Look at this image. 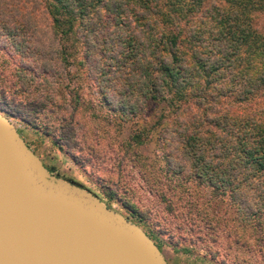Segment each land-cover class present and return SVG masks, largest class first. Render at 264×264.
<instances>
[{"label": "rangeland", "instance_id": "1", "mask_svg": "<svg viewBox=\"0 0 264 264\" xmlns=\"http://www.w3.org/2000/svg\"><path fill=\"white\" fill-rule=\"evenodd\" d=\"M253 23L264 29V17ZM83 28L64 38V65L49 17L25 0H0V114L51 176L96 192L109 186L112 198L122 199L113 209L122 213L119 204L126 200L141 211L168 264H264V224L258 229L229 193L220 197L189 174L187 182L184 173L169 174L167 157L185 164L183 145L174 140L185 117L148 104L126 118L105 102L103 86L114 104L120 100L109 89L119 87L107 51L116 30ZM8 29L22 35L8 37ZM84 40L92 61L83 68ZM18 42L20 50L12 47ZM135 136L145 142L130 144Z\"/></svg>", "mask_w": 264, "mask_h": 264}, {"label": "trees", "instance_id": "2", "mask_svg": "<svg viewBox=\"0 0 264 264\" xmlns=\"http://www.w3.org/2000/svg\"><path fill=\"white\" fill-rule=\"evenodd\" d=\"M25 1L49 17L64 65L65 37L73 32L78 36L81 27L115 28V38H107V51L119 87L109 89L120 100L114 104L103 86L99 91L105 102L126 118L139 115L148 104L177 119L184 116L174 140L183 145L185 164L167 157L169 174H186L184 182L189 174L220 197L229 193L247 219L262 229L264 29L253 20L264 17V0ZM6 33L19 37L21 31ZM84 41L83 68L92 61ZM22 44L12 47L20 50ZM144 142L138 136L129 140Z\"/></svg>", "mask_w": 264, "mask_h": 264}, {"label": "water", "instance_id": "3", "mask_svg": "<svg viewBox=\"0 0 264 264\" xmlns=\"http://www.w3.org/2000/svg\"><path fill=\"white\" fill-rule=\"evenodd\" d=\"M0 264H167L136 225L50 175L0 114Z\"/></svg>", "mask_w": 264, "mask_h": 264}, {"label": "flooded vegetation", "instance_id": "4", "mask_svg": "<svg viewBox=\"0 0 264 264\" xmlns=\"http://www.w3.org/2000/svg\"><path fill=\"white\" fill-rule=\"evenodd\" d=\"M16 129V128H15ZM19 137L20 133L18 132V130L16 129ZM25 143V145L29 148L28 144L23 141ZM30 149V148H29ZM32 152V151H31ZM33 153V152H32ZM34 154V153H33ZM35 155V154H34ZM41 161V160H40ZM42 162V161H41ZM43 166L48 170L49 169L45 166V164L42 162ZM70 181V180H69ZM73 183H75L76 185H78L79 187L87 190L91 195H93L95 198H97L100 202H102L108 209L112 210L113 212L123 216L126 220H128L129 222L133 223L134 225H136L137 227H139L154 243L155 245L158 247V249L162 252L160 246L153 240V238L155 237L157 239V234H153V238L151 237V233L148 232L146 230V228L143 226V224L146 221V216L143 215V213L139 210H135L134 208H132L127 201H122L119 205H120V210L122 213L118 212L117 210L113 209L116 206V203H118L119 201H121L122 199H118V200H114L112 198V191L110 189L109 186H106L104 189L103 187L99 186V192L97 191H93L87 187H85L84 185L77 183L75 181H71ZM126 195V194H125ZM167 262V261H166ZM168 264V263H167Z\"/></svg>", "mask_w": 264, "mask_h": 264}]
</instances>
